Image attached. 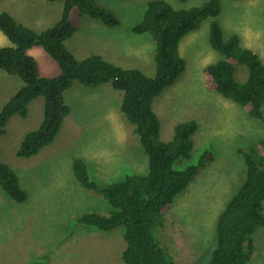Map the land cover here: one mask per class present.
<instances>
[{"label":"rangeland","instance_id":"obj_1","mask_svg":"<svg viewBox=\"0 0 264 264\" xmlns=\"http://www.w3.org/2000/svg\"><path fill=\"white\" fill-rule=\"evenodd\" d=\"M149 1L96 0L116 14L118 25L107 27L83 16L78 30L64 43L66 50L76 60L97 55L152 78L155 44L151 35L131 32ZM163 1L174 9H188L207 0ZM218 1L216 20L223 38L236 36L239 46L255 54L264 67V0ZM61 6L44 0H0V12L36 32L58 21ZM209 22V18H199L196 29L180 40L177 51L184 69L152 100L160 142L171 140L177 124H195L189 135V161H181L196 164L204 150L214 154L161 217L166 232L173 233L165 235L164 241L174 264H207L216 244V219L245 177L240 152L247 153L264 141L262 122L207 86L202 69L221 58L209 44ZM7 44L0 33V46ZM28 54L42 77L59 74L57 64L41 47H33ZM246 77L245 66H235L234 80L243 83ZM21 84L0 71V110ZM119 95L122 92L108 85L74 83L63 94L70 112L56 138L28 158H18L15 152L23 136L38 128L43 98L29 103L25 118L13 115L8 119L0 136V162L14 172L27 198L16 203L0 188V264H123L122 228L102 233L76 223L87 213L106 216L109 207L101 195L84 189L72 173L75 159L85 162L89 178L98 185L118 182L126 174L146 173V156L119 111ZM252 241L247 264H264V229L258 228Z\"/></svg>","mask_w":264,"mask_h":264},{"label":"trees","instance_id":"obj_2","mask_svg":"<svg viewBox=\"0 0 264 264\" xmlns=\"http://www.w3.org/2000/svg\"><path fill=\"white\" fill-rule=\"evenodd\" d=\"M44 1L60 2L62 6L58 21L43 31L26 28L7 12H0V33L8 42L0 46V71L22 83L1 107L0 136L4 135L11 116L25 118L29 103L37 97L43 98L38 128L23 136L15 152L18 158L31 157L56 138L70 112L63 94L74 83L88 87L108 85L111 90L122 92L118 100L119 111L131 126V137L137 138L136 144L146 156V173L126 174L118 182L98 185L89 178L85 162L75 159L72 162L75 179L84 189L101 195L109 207L106 216L87 213L78 217L76 223L102 233L122 228L123 264H174L164 241L165 235L172 236L173 233L166 232L165 220L161 217L174 199L186 190L197 172L214 159V154L204 150L196 164L181 161L182 158L189 161V135L195 124L191 121L177 124L171 140L160 142L159 122L152 110V100L183 71L178 44L186 33L196 29L199 18L210 19L208 41L221 57L202 69L208 88L263 125L264 67L255 54L239 46L236 36L223 38L216 20L220 13L218 0H207L188 9H174L163 0L146 3L140 21L131 32L151 35L155 44L152 78L137 70L115 66L97 55L76 60L66 50L64 43L78 30L83 16L114 27L119 22L115 13L96 0ZM177 1L184 3L187 0ZM36 46L57 64L58 75L48 78L39 74L36 61L28 54ZM238 65L247 69L243 83H237L233 78ZM240 154L245 177L216 219V244L207 264H247L252 236L258 228L264 229V141ZM0 188L16 203H23L27 198L17 176L2 162Z\"/></svg>","mask_w":264,"mask_h":264},{"label":"clouds","instance_id":"obj_3","mask_svg":"<svg viewBox=\"0 0 264 264\" xmlns=\"http://www.w3.org/2000/svg\"><path fill=\"white\" fill-rule=\"evenodd\" d=\"M65 102V101H64ZM70 108V107H69ZM120 257H121V255H120Z\"/></svg>","mask_w":264,"mask_h":264},{"label":"bare ground","instance_id":"obj_4","mask_svg":"<svg viewBox=\"0 0 264 264\" xmlns=\"http://www.w3.org/2000/svg\"><path fill=\"white\" fill-rule=\"evenodd\" d=\"M73 35V34H72ZM109 191V190H108ZM28 226V225H27Z\"/></svg>","mask_w":264,"mask_h":264}]
</instances>
